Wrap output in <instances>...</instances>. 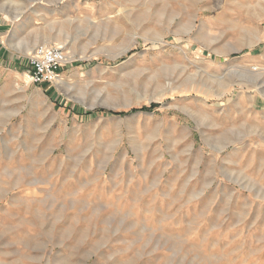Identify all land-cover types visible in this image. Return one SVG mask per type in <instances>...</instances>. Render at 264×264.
I'll use <instances>...</instances> for the list:
<instances>
[{"label":"rangeland","instance_id":"374dc122","mask_svg":"<svg viewBox=\"0 0 264 264\" xmlns=\"http://www.w3.org/2000/svg\"><path fill=\"white\" fill-rule=\"evenodd\" d=\"M0 264H264V0H0Z\"/></svg>","mask_w":264,"mask_h":264},{"label":"built area","instance_id":"2783aa9c","mask_svg":"<svg viewBox=\"0 0 264 264\" xmlns=\"http://www.w3.org/2000/svg\"><path fill=\"white\" fill-rule=\"evenodd\" d=\"M24 60L25 76L31 84L37 86L55 84L60 78L61 69L68 64L67 55L59 47L40 46Z\"/></svg>","mask_w":264,"mask_h":264},{"label":"trees","instance_id":"16d2710c","mask_svg":"<svg viewBox=\"0 0 264 264\" xmlns=\"http://www.w3.org/2000/svg\"><path fill=\"white\" fill-rule=\"evenodd\" d=\"M154 108H156V105H151L149 108L148 107H144V108H142V111H152ZM138 110H133V111H131L132 113H135V112H137ZM128 114V113H127ZM126 113H122V114H118V115H127ZM113 115H115V114H113Z\"/></svg>","mask_w":264,"mask_h":264},{"label":"bare ground","instance_id":"6f19581e","mask_svg":"<svg viewBox=\"0 0 264 264\" xmlns=\"http://www.w3.org/2000/svg\"><path fill=\"white\" fill-rule=\"evenodd\" d=\"M47 48H51V47H47ZM59 48H61V47H59ZM31 51H32V50H31ZM31 51H30V52H31ZM83 59H87V58L84 57ZM67 60H68V61H72V58L68 56ZM247 73H248V72H247ZM248 74H249V73H248ZM253 74H254V73H253ZM251 75H252V74H251ZM252 76L255 77V75H252ZM256 77H258V76L256 75ZM251 79H252V78H251ZM253 80H254V79H253ZM63 82H64V80H63ZM67 84H68V83H67ZM67 84H65V85H67ZM59 85H60V84H59Z\"/></svg>","mask_w":264,"mask_h":264}]
</instances>
